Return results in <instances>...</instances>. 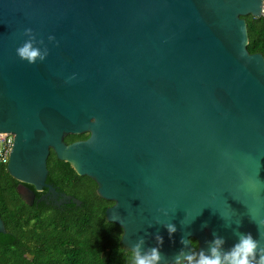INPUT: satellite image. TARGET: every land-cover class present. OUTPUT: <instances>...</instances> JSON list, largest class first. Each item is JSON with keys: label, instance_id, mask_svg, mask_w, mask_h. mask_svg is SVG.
I'll list each match as a JSON object with an SVG mask.
<instances>
[{"label": "water", "instance_id": "1", "mask_svg": "<svg viewBox=\"0 0 264 264\" xmlns=\"http://www.w3.org/2000/svg\"><path fill=\"white\" fill-rule=\"evenodd\" d=\"M262 0H0V132L14 135L6 170L26 205L52 150L97 183L130 250L227 251L239 232L264 244V57L247 49L244 16ZM48 55L29 63V37ZM53 35L54 40L48 36ZM75 76L72 77V74ZM69 77H72L69 79ZM85 139L65 142L70 134ZM31 185L33 188L29 187ZM167 210V213L164 212ZM176 232L169 237L166 225ZM0 233H5L0 217Z\"/></svg>", "mask_w": 264, "mask_h": 264}, {"label": "trees", "instance_id": "2", "mask_svg": "<svg viewBox=\"0 0 264 264\" xmlns=\"http://www.w3.org/2000/svg\"><path fill=\"white\" fill-rule=\"evenodd\" d=\"M244 19L248 51L264 57V16L248 14ZM88 135L70 134L65 142ZM47 170V183L81 203L52 206L36 202L43 191H35V202L26 205L17 191L19 181L0 164V217L5 227V233H0V264H127L125 256L130 250L121 243L123 230L105 215L113 201L100 197L92 178L78 175L52 150ZM191 240L196 253L197 241Z\"/></svg>", "mask_w": 264, "mask_h": 264}, {"label": "clouds", "instance_id": "3", "mask_svg": "<svg viewBox=\"0 0 264 264\" xmlns=\"http://www.w3.org/2000/svg\"><path fill=\"white\" fill-rule=\"evenodd\" d=\"M24 34L29 38L16 47L17 55L29 63H35L37 60L43 61L48 52H42L41 49L35 45L36 35L31 27L24 29ZM49 40H54L53 35L48 36ZM75 73L72 74V77ZM72 77H69L71 79ZM167 213V210H164ZM252 221L257 225L258 233L264 228V218L257 219L252 217ZM166 228L171 238L172 234L176 232V226L173 223H168ZM191 235L187 237L181 236V244L194 242L191 240ZM158 247H151L150 250H143V238L141 237L135 244L132 245L130 251L127 252L125 259L127 264H159L164 259L160 248L163 245L164 237L159 233L156 234ZM213 243L215 246L210 248L208 254L204 250L198 253H186L183 248H180L172 258V264H264V244L257 237L253 236L251 232H239L238 238L234 241L232 246L227 250H222L219 246L224 243V238L221 236H214ZM120 251H124L121 249Z\"/></svg>", "mask_w": 264, "mask_h": 264}, {"label": "built area", "instance_id": "4", "mask_svg": "<svg viewBox=\"0 0 264 264\" xmlns=\"http://www.w3.org/2000/svg\"><path fill=\"white\" fill-rule=\"evenodd\" d=\"M261 16H264V0H262ZM14 143V135L9 132H0V164L7 165Z\"/></svg>", "mask_w": 264, "mask_h": 264}, {"label": "flooded vegetation", "instance_id": "5", "mask_svg": "<svg viewBox=\"0 0 264 264\" xmlns=\"http://www.w3.org/2000/svg\"><path fill=\"white\" fill-rule=\"evenodd\" d=\"M45 193H46V190L43 189L42 195H44ZM42 201L45 202L46 204L52 205V206H60V205L66 204V203H61V197L60 196L59 197L54 196L52 193H50L48 196H43Z\"/></svg>", "mask_w": 264, "mask_h": 264}]
</instances>
